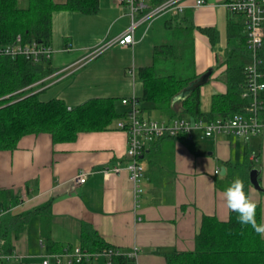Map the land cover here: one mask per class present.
<instances>
[{"label":"crops","instance_id":"crops-1","mask_svg":"<svg viewBox=\"0 0 264 264\" xmlns=\"http://www.w3.org/2000/svg\"><path fill=\"white\" fill-rule=\"evenodd\" d=\"M65 1L53 0L57 4ZM141 1L148 6L150 0ZM204 1V5L194 8V0H182L181 12H166L138 26L132 45H111L112 51L123 55H100L90 60V48L106 40L114 42L129 27L128 8L117 0H100L92 14L54 12L49 43L53 72L41 80L43 83L36 89L39 96L61 99L68 109L90 99L114 98L117 109H122V99L142 96L138 69L151 65L153 47L166 42L158 43V34L168 36L185 13H191L193 24L195 74L199 77L211 69L207 83L212 85V95L225 92L219 79L225 73L226 55L231 50L226 43L227 23L237 20L244 24L245 19L227 11V0ZM180 22L184 24L183 20ZM200 29L209 32L201 33ZM224 31L225 48L218 55L217 46L221 45ZM242 61L248 62L245 55ZM130 70L132 74L128 73ZM47 78L53 81L43 87ZM142 112L152 119L147 110ZM162 116L158 120H168ZM116 124L106 131L78 133L72 142L53 143L48 134L26 135L14 150L0 151V189L6 190L9 197V208L0 217V229L9 231L10 254L20 256L24 264H40L42 256L79 246L85 224L120 254L135 248V264H165L166 253L193 249L204 216L221 221L228 218L229 210L222 199V192L230 185L224 179L228 174L225 162L241 163L244 152L254 163L261 162L254 169L258 170V181L264 190V135L238 147L235 137L204 138L193 132L178 138H161L144 149L139 158L143 168L142 193L135 201L126 170L118 175L102 173L103 168H124L128 162L126 134ZM236 158L241 160L237 162ZM221 167L225 168L224 175H220ZM217 169L219 174L214 173ZM80 171L90 174L85 183L78 185L73 177ZM263 193L252 188L249 194L250 199L261 204L262 212ZM3 244L0 237V253L6 254ZM49 247L52 252H48ZM1 264L17 263L2 260ZM90 264L107 263L98 258Z\"/></svg>","mask_w":264,"mask_h":264},{"label":"trees","instance_id":"trees-1","mask_svg":"<svg viewBox=\"0 0 264 264\" xmlns=\"http://www.w3.org/2000/svg\"><path fill=\"white\" fill-rule=\"evenodd\" d=\"M165 1L150 0L148 7L158 6ZM99 2L66 0L57 4L53 0H24L23 3L0 0V47L12 43L17 36L24 42L32 40L42 46H49L51 16L54 12L78 11L92 14L97 11ZM232 15L243 17L241 14ZM180 20L184 21L183 25ZM177 22L169 33L172 42L155 45L152 51L153 63L138 69V79L143 88L141 98L135 97L139 107L142 101L150 103L152 109L168 120L184 115L212 121L243 113L249 103L242 97L246 80V63L242 61L243 55L246 56L245 23L241 24L237 20H229L227 23L226 43L231 46V50L226 55L227 67L221 78L225 92L213 94L209 110L203 112L200 109L201 87L188 89L198 78L194 71L191 13H185ZM200 32L208 34L209 31L200 29ZM210 41L215 43L214 38H210ZM263 49L264 44L260 53L261 71L264 73ZM52 72L49 61L32 63L24 56L11 60L0 55V151L14 150L19 140L26 135L48 134L53 143L72 142L78 133L106 131L124 118L125 108L118 110L114 98L90 99L71 109L61 99L40 100L36 89L43 82L33 84ZM262 97L264 99V91ZM144 109L140 107L141 112ZM224 165L228 171L224 179L230 183L237 177L241 179L244 191L249 196L253 188L249 182V173L254 169V161L248 158V153L244 152L241 163L228 161ZM220 183H217L218 187ZM8 198V192L0 189V212H4L3 215L9 208ZM256 204L255 220L257 225H262V206L258 202ZM8 232L0 229V237L4 241L2 251L7 255L10 254ZM74 247L88 253L109 249L118 251L85 224L82 225L80 244ZM74 247L55 252H67ZM48 252H52L51 247ZM164 258L165 264H264V238L251 225L240 224L237 213L229 211L225 221L214 216H204L194 237L193 249L166 253ZM113 261L126 262L122 256H116ZM60 264L90 262L71 261Z\"/></svg>","mask_w":264,"mask_h":264},{"label":"built area","instance_id":"built-area-1","mask_svg":"<svg viewBox=\"0 0 264 264\" xmlns=\"http://www.w3.org/2000/svg\"><path fill=\"white\" fill-rule=\"evenodd\" d=\"M124 4L129 10V27L119 35L114 42H108L102 49L108 48L113 43L122 47L130 46L134 43V30L143 23L151 22L153 19L166 12H181L183 9L182 0H167L155 7L144 5L141 0H117ZM205 4L204 0H194L193 7L198 8ZM224 7L230 14H241L245 19V51L248 62L245 64L244 72L246 80L242 97L249 101L246 110L230 118L215 119L205 121L178 117L171 120H155L144 117L135 97L125 98L120 104L125 108V116L117 121L116 128L126 134L125 157L127 164L124 168L115 166L103 168L102 173L120 174L124 169L128 173V178L132 184L134 200L138 201L141 196V181L143 168L139 158L144 149L161 138H178L199 132L204 138H212L223 135L235 137L243 142L264 135V74L261 71L260 53L264 42V1L263 0H227ZM104 47V48H103ZM52 49L49 46H42L36 41L24 42L17 36L10 44L0 47V55L11 60L18 56H24L32 63H42L49 61L52 56ZM101 51V50H100ZM101 52L93 51L87 59H93ZM132 74L133 71H128ZM41 81L33 84L38 85ZM219 174V170L214 171ZM90 172L80 171L73 181L80 185L86 182ZM4 212H0V217ZM122 256L125 261L133 264L136 261V249L131 252L120 254L118 251L107 250L97 253L84 252L78 247L72 250L57 254L42 256L41 264H60L62 262H91L98 258H104L107 264H114L113 258ZM2 260H14L17 264H24L21 257L15 254L0 253V264Z\"/></svg>","mask_w":264,"mask_h":264},{"label":"rangeland","instance_id":"rangeland-1","mask_svg":"<svg viewBox=\"0 0 264 264\" xmlns=\"http://www.w3.org/2000/svg\"><path fill=\"white\" fill-rule=\"evenodd\" d=\"M161 33H162V30H160ZM222 31H223V28H222ZM158 43H162V41H166L168 43L172 42L171 40V37L170 35L164 37L163 34H158ZM108 42H110V40H106L104 41L102 44H100L99 46H95V47H92L90 48V50L87 52V54H90L91 52L95 51V50H98L99 52H101L98 56H121L123 54L119 53V52H114L112 51V46L108 47V48H105V49H102V46L106 45ZM104 48V47H103ZM225 48V31L223 32V35H222V41H221V45H219V47L217 46V53L218 55H220L221 53V49L224 50ZM220 49V50H219ZM101 50V51H100ZM53 53V51H52ZM212 54V53H211ZM210 57H212L211 61H213V55H211ZM198 55L196 53V66L198 65ZM153 63V59L152 58H149V64H152ZM204 69V67H203ZM130 78V77H129ZM220 81L221 78L219 79ZM53 80H50V78H47L45 81H44V84H43V87H46L47 85H49ZM212 85L211 83H206L202 86L201 88V95H200V109L202 111H205V110H209L210 108V102H211V95H212ZM39 99L43 100V101H46V100H49L50 98H43L42 95L39 96ZM141 106L144 107L151 115L152 119L154 118L155 120H158V118H162L163 116L158 112V111H155L154 109L151 108V105L150 103H147V102H141ZM183 117L187 118L188 116H184ZM189 118V117H188ZM261 139V137L259 138ZM236 141L238 142V147L241 145V143L243 142L242 140L240 139H236ZM256 149V148H255ZM255 151V150H254ZM240 156V154L238 153V157ZM261 157V156H260ZM241 159L239 158H236V161L239 162ZM261 165V162L259 161H256L254 163V166L255 167H260ZM264 194V193H263ZM261 196V195H260ZM262 198V201H264V198ZM263 222H264V207H263ZM264 225V223H263ZM263 238H264V234H262ZM40 264H41V259H40Z\"/></svg>","mask_w":264,"mask_h":264},{"label":"clouds","instance_id":"clouds-1","mask_svg":"<svg viewBox=\"0 0 264 264\" xmlns=\"http://www.w3.org/2000/svg\"><path fill=\"white\" fill-rule=\"evenodd\" d=\"M225 207L237 213L238 222L242 225H251L258 234H264V225H257L255 220V201L249 198L244 191V184L238 177L222 192Z\"/></svg>","mask_w":264,"mask_h":264},{"label":"water","instance_id":"water-1","mask_svg":"<svg viewBox=\"0 0 264 264\" xmlns=\"http://www.w3.org/2000/svg\"><path fill=\"white\" fill-rule=\"evenodd\" d=\"M212 74V70L208 69L206 72H204L201 76H199L196 80H194L190 86L188 87L189 90H193L197 87H202L204 84L207 83L210 76ZM225 168H220V175H224ZM249 182L252 185V187L260 192H264V190L260 187L259 181H258V170L253 169L249 173Z\"/></svg>","mask_w":264,"mask_h":264}]
</instances>
